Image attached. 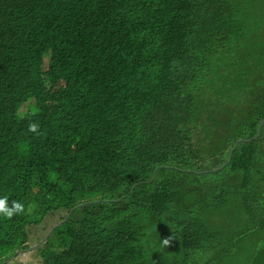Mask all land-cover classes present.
I'll use <instances>...</instances> for the list:
<instances>
[{"label": "trees", "instance_id": "obj_1", "mask_svg": "<svg viewBox=\"0 0 264 264\" xmlns=\"http://www.w3.org/2000/svg\"><path fill=\"white\" fill-rule=\"evenodd\" d=\"M263 119L264 0H0V264H264Z\"/></svg>", "mask_w": 264, "mask_h": 264}, {"label": "rangeland", "instance_id": "obj_2", "mask_svg": "<svg viewBox=\"0 0 264 264\" xmlns=\"http://www.w3.org/2000/svg\"><path fill=\"white\" fill-rule=\"evenodd\" d=\"M50 54L47 52L44 56V63L43 67L45 68L47 66V61L49 58ZM26 105L22 107L21 112L26 110ZM65 214L64 210H60L58 212H53L51 215H49L44 223L40 226L33 227L32 230L30 231V240H31V245L38 244L41 239L45 237V235L48 233L50 228L55 225ZM35 250V249H34ZM34 250H31L29 252H26L24 254H19L18 257H15L16 255L11 258V264H42L41 258L39 255H37Z\"/></svg>", "mask_w": 264, "mask_h": 264}, {"label": "clouds", "instance_id": "obj_3", "mask_svg": "<svg viewBox=\"0 0 264 264\" xmlns=\"http://www.w3.org/2000/svg\"><path fill=\"white\" fill-rule=\"evenodd\" d=\"M39 128V123L35 121L30 122L28 125V131L32 133H39ZM30 210V208H26L22 201L12 200L9 204L8 197L0 198V217L11 220L16 216L26 214ZM164 243L167 244L168 241L165 240Z\"/></svg>", "mask_w": 264, "mask_h": 264}, {"label": "water", "instance_id": "obj_4", "mask_svg": "<svg viewBox=\"0 0 264 264\" xmlns=\"http://www.w3.org/2000/svg\"><path fill=\"white\" fill-rule=\"evenodd\" d=\"M263 122H264V119H263V120L261 121V123L259 124L257 133L260 131V129H261V125H262ZM230 155H231V153H230ZM229 159H230V157H229ZM219 168H220V167H219ZM216 169H218V168H214L213 170H216ZM93 201H97V200L86 201V202H83V203H81V204H79V205L87 204V203H90V202H93ZM79 205H77V206H75V207H72V208L67 212V216H66V218L64 219V221L69 217V215L71 214V212H72L76 207H78ZM59 224H60V223H57V224L53 225V226L50 228V230L48 231V233L45 235V237H44L43 239H41V241H40L38 244L30 245L29 247H27V248H25V249H23V250H19V251H17L16 253L24 254V253H26V252H29V251H31V250L36 249V248H37L42 242H44V240H45L46 238H48V236L51 234V232L53 231V229H54L56 226H58Z\"/></svg>", "mask_w": 264, "mask_h": 264}, {"label": "flooded vegetation", "instance_id": "obj_5", "mask_svg": "<svg viewBox=\"0 0 264 264\" xmlns=\"http://www.w3.org/2000/svg\"><path fill=\"white\" fill-rule=\"evenodd\" d=\"M256 264H258V262Z\"/></svg>", "mask_w": 264, "mask_h": 264}]
</instances>
